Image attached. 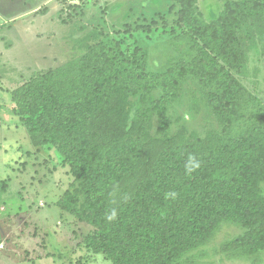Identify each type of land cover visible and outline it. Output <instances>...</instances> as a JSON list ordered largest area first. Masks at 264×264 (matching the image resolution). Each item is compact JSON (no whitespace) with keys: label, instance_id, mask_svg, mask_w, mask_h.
Wrapping results in <instances>:
<instances>
[{"label":"trees","instance_id":"16d2710c","mask_svg":"<svg viewBox=\"0 0 264 264\" xmlns=\"http://www.w3.org/2000/svg\"><path fill=\"white\" fill-rule=\"evenodd\" d=\"M198 1L169 0L178 53L152 76L144 57L125 58L98 39L76 74L39 71L11 91L32 145L53 146L75 178L57 207L93 227L84 245L112 264H173L224 221L251 237L264 232V107L236 76L264 43V0H224L211 21ZM186 79L200 86L218 136L181 143L171 135L168 111ZM126 94L138 100L128 132L104 121ZM251 237L221 251L255 255Z\"/></svg>","mask_w":264,"mask_h":264},{"label":"rangeland","instance_id":"374dc122","mask_svg":"<svg viewBox=\"0 0 264 264\" xmlns=\"http://www.w3.org/2000/svg\"><path fill=\"white\" fill-rule=\"evenodd\" d=\"M168 5L169 0H0V264H112L84 245L93 227L57 207L75 178L53 146L32 145L14 115L11 91L39 71L76 74L81 56L98 39L125 58L133 53L144 57L145 72L152 76L178 53L170 42L171 31H179L177 9L168 13ZM223 6L224 0L198 1L208 21ZM236 76L264 107V43L249 52L246 68ZM160 95L155 90L153 99ZM137 104L136 97L124 95L104 116L105 123L128 132ZM168 115L171 135L181 143L221 131L193 79L184 81L180 100ZM157 124L153 115L151 133ZM248 233L240 224L224 221L207 243L173 264H264V232L255 237ZM250 237L260 245L255 255L221 251L226 242Z\"/></svg>","mask_w":264,"mask_h":264},{"label":"crops","instance_id":"0c3cea01","mask_svg":"<svg viewBox=\"0 0 264 264\" xmlns=\"http://www.w3.org/2000/svg\"><path fill=\"white\" fill-rule=\"evenodd\" d=\"M58 3V1H56ZM40 6V5H39ZM38 7H36L35 9H37ZM35 9H34V12H35ZM13 18V17H12Z\"/></svg>","mask_w":264,"mask_h":264},{"label":"clouds","instance_id":"9594fccd","mask_svg":"<svg viewBox=\"0 0 264 264\" xmlns=\"http://www.w3.org/2000/svg\"><path fill=\"white\" fill-rule=\"evenodd\" d=\"M110 219H111V217H110Z\"/></svg>","mask_w":264,"mask_h":264}]
</instances>
